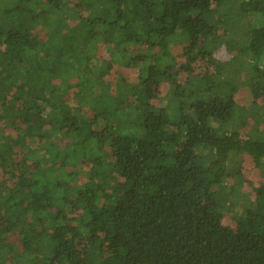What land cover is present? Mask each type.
<instances>
[{"label": "trees", "instance_id": "trees-1", "mask_svg": "<svg viewBox=\"0 0 264 264\" xmlns=\"http://www.w3.org/2000/svg\"><path fill=\"white\" fill-rule=\"evenodd\" d=\"M225 1L0 0V264H264V0Z\"/></svg>", "mask_w": 264, "mask_h": 264}, {"label": "rangeland", "instance_id": "rangeland-1", "mask_svg": "<svg viewBox=\"0 0 264 264\" xmlns=\"http://www.w3.org/2000/svg\"><path fill=\"white\" fill-rule=\"evenodd\" d=\"M240 1H242V0H226L225 1V4H226V6H229L230 8H232V9L235 10L237 8L238 4L240 3ZM255 16L256 15L253 16V14L250 15V16H247V17L232 16L230 18L228 24L232 26L237 21V23H236V29L238 30V34H235L234 33L235 36H233V38H231L229 40V42L231 40L234 41V42H236V43L242 41V39L240 38L241 32L246 31V30L252 28L253 25H255V24L258 23V21L256 19L257 16L256 17ZM260 24H262V23L260 22ZM247 100H248V104H250L252 102V98H250V97ZM238 113L239 114L242 113V110H240ZM238 121H239V124H238V127H239V125H240V119H238ZM249 161H250V159H249V156L248 155L243 154L241 156L242 171L245 174V176L247 177V179L252 176L251 173H256V170L252 168L251 163ZM252 179H254L253 182L249 183V181L246 180L245 183H244V185L240 188V189H242V192L245 194L246 197H248V196L249 197H252L253 187L254 186L264 184V173L263 174H258L256 176H254ZM232 182H233V180L232 179H229L226 182V185H229ZM227 187H229V186H227Z\"/></svg>", "mask_w": 264, "mask_h": 264}]
</instances>
